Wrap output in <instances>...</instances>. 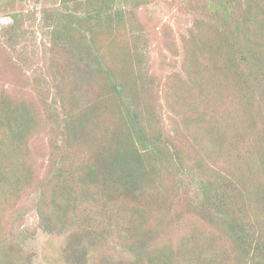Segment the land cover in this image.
Returning <instances> with one entry per match:
<instances>
[{
	"label": "trees",
	"instance_id": "obj_1",
	"mask_svg": "<svg viewBox=\"0 0 264 264\" xmlns=\"http://www.w3.org/2000/svg\"><path fill=\"white\" fill-rule=\"evenodd\" d=\"M58 2L45 14L54 41L88 60L83 68L75 63L76 71L89 85L95 82L96 90L84 106L76 103L84 96L77 99L67 91L72 104L64 144H52L64 167L58 169L50 157L40 188L38 213L45 228L73 220L90 192L106 213L126 201L132 208L127 213L140 217L135 263L171 264L172 247L158 241L172 232L170 212L166 208L158 218L156 208L138 191L144 181L162 179L168 166L180 169L188 155L195 168L214 171L215 178L200 180L198 187L195 206L203 223L217 229L214 234L230 256L264 264V232L257 236L253 219L243 212L252 206L264 213V0H208L205 14L197 17L186 39L183 74L175 73L164 85L176 122L191 130L203 149L208 146L219 155L230 156L228 145L237 153L247 148L246 168L232 167L231 162L209 166L191 157L197 151L182 149L162 133L152 89L157 79L145 68L147 38L137 16L150 0ZM62 83L74 85V72ZM41 126L42 114L32 101L0 89V199L17 197L29 186L35 168L27 164L26 151ZM80 149L87 160L67 162ZM67 164L71 166L65 168ZM151 217L154 227L148 226ZM10 245L21 251L16 242ZM198 261L212 262L207 254H200Z\"/></svg>",
	"mask_w": 264,
	"mask_h": 264
},
{
	"label": "rangeland",
	"instance_id": "obj_2",
	"mask_svg": "<svg viewBox=\"0 0 264 264\" xmlns=\"http://www.w3.org/2000/svg\"><path fill=\"white\" fill-rule=\"evenodd\" d=\"M207 1L150 0L138 9L137 16L145 27L147 38V45L143 46L147 59L145 68L149 76L157 79L152 85L154 108L164 136L177 142L182 149L197 151V156L191 157L202 159L209 166H228L231 162L232 167L246 168L250 159L247 148L242 146L237 153L228 145L225 152L230 156L212 152L208 146L203 149L194 140L191 130L183 127L182 122H176L177 116L167 104L164 85L175 73L183 74L185 42L197 17L205 14ZM1 2L0 89L32 101L42 114V126L29 139L26 151L27 164L35 168L29 186L17 197L0 199V264H136V245L140 240L136 223L140 217L127 213L132 209L129 202L119 201L106 213L105 209L101 211L102 206L96 200L98 196L90 192L85 196L87 204L80 205L73 220L69 219L61 227L45 228L46 221L38 213L40 188L50 157L58 169L64 167L62 157L52 151V144H64L65 119L69 117L72 104L67 91H73L77 99L84 96L76 102L78 105H88L96 83L90 81L89 85L76 71V64L83 68L88 60L84 57L79 60L78 55L67 53L62 43L54 41L50 20L45 14L60 5L58 0ZM70 71L74 72L75 84L64 85L62 80ZM65 100L68 101L65 103ZM74 152L67 156V162L87 160L85 150L80 149L79 156ZM186 159L180 169L168 166L162 179L144 181L138 191L144 196L142 198H147L150 208H156L158 218L166 213V208L170 212V220L174 221L172 232L158 236V241L172 247L171 264H253L250 260L239 262L238 258L230 256L229 250L221 248L217 233L214 234L217 229L211 230L203 223L195 206L200 192L198 187L200 180H213L214 171L197 169L188 155ZM70 166L67 164L65 168ZM253 208L248 206L243 212L253 219L254 232L260 236L264 232L261 231L264 213ZM155 221L151 217L148 226L154 227ZM15 242L21 251L9 249ZM200 254L209 255L212 262H199Z\"/></svg>",
	"mask_w": 264,
	"mask_h": 264
}]
</instances>
